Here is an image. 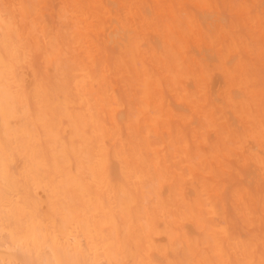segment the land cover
I'll list each match as a JSON object with an SVG mask.
<instances>
[{
    "label": "clouds",
    "instance_id": "9594fccd",
    "mask_svg": "<svg viewBox=\"0 0 264 264\" xmlns=\"http://www.w3.org/2000/svg\"><path fill=\"white\" fill-rule=\"evenodd\" d=\"M0 264H264V0H0Z\"/></svg>",
    "mask_w": 264,
    "mask_h": 264
}]
</instances>
